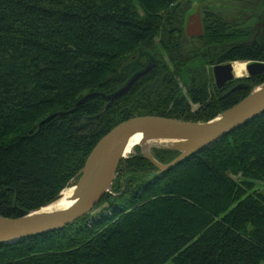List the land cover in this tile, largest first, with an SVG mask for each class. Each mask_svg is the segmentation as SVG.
Instances as JSON below:
<instances>
[{
    "label": "trees",
    "instance_id": "obj_1",
    "mask_svg": "<svg viewBox=\"0 0 264 264\" xmlns=\"http://www.w3.org/2000/svg\"><path fill=\"white\" fill-rule=\"evenodd\" d=\"M190 1L0 0L1 217L40 211L74 188L95 144L118 124L145 115L210 121L264 82L263 74L214 94L194 116L173 78L155 98L139 96H149L142 103L138 85L107 108L100 97L82 100L116 91L125 80L119 65L157 39L171 63L186 65L191 57L180 41ZM207 17L191 46L227 43L217 63L264 62V14L254 39L215 13ZM197 70L187 93L203 104L209 84L204 68ZM153 155L168 164L179 152ZM126 171L132 177L122 180ZM154 171L139 152L121 160L112 193L97 205L107 208L0 245V264H264V194L254 190L264 182V113L151 177Z\"/></svg>",
    "mask_w": 264,
    "mask_h": 264
},
{
    "label": "water",
    "instance_id": "obj_2",
    "mask_svg": "<svg viewBox=\"0 0 264 264\" xmlns=\"http://www.w3.org/2000/svg\"><path fill=\"white\" fill-rule=\"evenodd\" d=\"M184 33L188 38L202 36L203 28L199 13L188 17ZM232 63L227 62L213 66L212 74L217 89L223 88L226 83L234 80ZM154 68L155 66L152 64L147 65L143 70L133 75L123 87L105 98L111 103L122 98L129 93L138 80L145 77ZM246 72V78L263 75L264 62H248ZM260 88L257 93H250L222 114L205 123H185L154 116L137 117L118 124L104 135L89 153L79 172L80 177L73 186L76 190L73 203L60 212L46 216L33 217L29 214L19 218L0 216V245H12L26 238L62 229L88 213L94 216L107 208L108 204L106 203L97 205L108 193L119 163L130 152L125 151L124 145L127 137L139 135L142 141L166 140L168 143L163 146L164 149L179 152V155L168 164H161L152 156H144L157 169L156 172L150 174L151 177H155L263 114L264 82ZM96 96L97 94H89L82 100ZM54 117L55 115L45 118L39 126ZM60 194L61 192L43 207L58 200Z\"/></svg>",
    "mask_w": 264,
    "mask_h": 264
},
{
    "label": "rangeland",
    "instance_id": "obj_3",
    "mask_svg": "<svg viewBox=\"0 0 264 264\" xmlns=\"http://www.w3.org/2000/svg\"><path fill=\"white\" fill-rule=\"evenodd\" d=\"M138 10L141 13V10L139 7H138ZM185 12L186 13L183 15V36H181V41H180L181 46L180 47H182L184 50L186 49V52L191 57L190 60H187V64L186 65L184 64L185 66L184 65L180 66L179 64L171 63L169 54L166 52V50L160 47L158 39H157L155 40L154 49L153 48L152 49L151 48L149 49L139 48L138 50L130 54L128 57H126L125 60L117 68L116 75L125 77L123 84H121V86L118 88L120 89L127 83V81L133 75L143 70L147 65L149 64L154 65L155 69L151 71L149 74H147L145 77H143L142 79L138 80L136 84L133 86L134 88L138 85L136 91L138 94L137 99L139 100V102L142 103V101H144L145 99H148L149 96L142 97V99L139 97V96H142L143 94L149 95L148 93H150V95H154V98H155V95L159 91L162 92L165 90L167 81L173 78L174 82L178 86L179 96L185 97L188 103V107H189V112H190L189 114L191 116H194L198 114L200 111H202L201 109L204 107L205 103L207 102L209 103L212 101V96L214 94H217V96H219L221 94L227 93L236 84H241V83L248 84L249 80L248 82L244 80H247L250 78H246V77H242L245 79L234 78V80L227 83L222 88V90L217 89L214 83V79H213L212 68L213 66L227 63V62H220V63L216 62L217 57L222 53L221 50L225 48L227 43L223 45V49L222 47H212L211 49H207L206 47L191 46L190 44H193L192 41H195L194 39H197V38L191 39V38L185 37L184 35V28H185L186 21L188 20V17L195 13H199L201 16V20L203 24V31H204L206 19L208 18L207 14L215 13L216 16L221 18L222 23L224 22L230 23V25H232L233 28L243 30L247 32L248 34H253L252 36L253 38H249V39H254L257 36V32L259 31V24L261 23L260 21L264 14V0H191L190 5L188 6V9ZM230 43H233V42H230ZM239 62L244 63L246 61H239ZM247 62L250 63L251 61H247ZM199 68H204V75L209 84V87L207 89V100L205 102H202L203 104L193 103L187 93V88L189 86V79L191 78V75H193L192 73L194 71H198L197 69ZM261 84L262 83L251 86L248 90L247 96L250 93H252V91H254L257 87H259ZM131 90L129 91V93L131 92ZM93 94H96V93H93ZM111 94H99L96 96V97H100L104 101V108H107L113 103V102L112 103L109 102L105 98ZM137 117H140V116H137ZM137 117L134 116L131 119L137 118ZM142 117H154V115H145ZM175 121H179V122L181 121L185 123H205V122H200V121L198 122V121H192V120H185V121L175 120ZM134 146L135 147H132L133 149L129 148L130 152L123 159L132 157L136 152H139V155H141L144 159H146L144 156H152V157L154 156L153 149H164L163 146L153 145L148 149L149 152H145L141 147L136 146V145ZM126 172L120 175L122 177V180H129L130 177H132L130 172L128 171ZM116 177H117V171L114 175L112 183L114 182ZM232 179L236 181L237 177H232ZM72 189L73 188L67 189L65 191L62 190L63 193L62 191L61 193L64 194L65 196H70L72 195ZM110 189L111 187L109 188V192H108L109 194L112 193L111 192L112 190ZM254 190L258 193L264 194V182H256ZM56 210H58V208L53 209L52 211H56Z\"/></svg>",
    "mask_w": 264,
    "mask_h": 264
},
{
    "label": "bare ground",
    "instance_id": "obj_4",
    "mask_svg": "<svg viewBox=\"0 0 264 264\" xmlns=\"http://www.w3.org/2000/svg\"><path fill=\"white\" fill-rule=\"evenodd\" d=\"M235 63V62H234ZM232 63V73L234 78H242L247 76L246 72V64L248 62H236L235 64ZM227 84V83H226ZM225 84V85H226ZM224 85V86H225ZM223 86V87H224ZM240 86V85H239ZM238 87V85H237ZM222 89V88H221ZM261 88L260 86L256 88L252 93H257ZM168 142L166 140H141L139 135H131L125 139V151L129 152V148L131 149L134 145H139L145 152H149L148 149L153 145L164 146ZM163 144V145H162ZM63 193V192H62ZM60 194L58 200L54 201L50 205L43 207L40 211L31 212L29 216L38 217V216H46L50 214H54L66 209L73 203V200L76 196L75 188L72 189V195L65 196L64 194ZM58 208L56 211H52L53 209Z\"/></svg>",
    "mask_w": 264,
    "mask_h": 264
},
{
    "label": "flooded vegetation",
    "instance_id": "obj_5",
    "mask_svg": "<svg viewBox=\"0 0 264 264\" xmlns=\"http://www.w3.org/2000/svg\"><path fill=\"white\" fill-rule=\"evenodd\" d=\"M200 17H201V16H200ZM201 23H202V20H201ZM202 28H203V24H202ZM184 35H185V33H184ZM185 37H186V36H185ZM198 38H200V37H198ZM191 39H193V38H191ZM235 63H236V62H235ZM235 63H234V64H235ZM154 69H155V68H154Z\"/></svg>",
    "mask_w": 264,
    "mask_h": 264
}]
</instances>
